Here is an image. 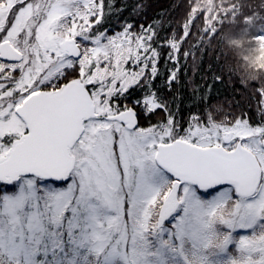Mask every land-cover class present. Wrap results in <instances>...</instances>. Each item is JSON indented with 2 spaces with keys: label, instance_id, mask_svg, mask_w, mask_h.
Masks as SVG:
<instances>
[{
  "label": "snow or ice",
  "instance_id": "obj_1",
  "mask_svg": "<svg viewBox=\"0 0 264 264\" xmlns=\"http://www.w3.org/2000/svg\"><path fill=\"white\" fill-rule=\"evenodd\" d=\"M5 35L6 30L0 31V41ZM75 55L81 57L79 52ZM0 59L19 57L0 55ZM164 59L165 66L177 67L169 70L161 86L156 84L159 52L125 62V69L142 65V74L120 72L97 54L87 66L82 59L61 61L35 78L23 73L10 91L7 85L0 86V217L16 218L0 227V245L22 247L25 234L20 220L28 221L33 233L50 228L49 234L55 236V229L67 225L73 233L83 226L114 235L112 214L115 221L124 219L126 229L139 203L155 204L160 176L170 178L176 199L183 195L194 205L200 196L219 201L240 195L234 179H184L187 173L179 157L187 149L210 145L212 138L199 128L202 110L189 111L184 119L183 97H165L160 91L165 87L172 93V85L179 83L178 50ZM102 68L105 74L98 76ZM228 139L225 136V143ZM215 147L222 149L225 144L217 141ZM171 195V190L164 194L165 206ZM164 219H171V213ZM6 223L0 219V225Z\"/></svg>",
  "mask_w": 264,
  "mask_h": 264
},
{
  "label": "rangeland",
  "instance_id": "obj_2",
  "mask_svg": "<svg viewBox=\"0 0 264 264\" xmlns=\"http://www.w3.org/2000/svg\"><path fill=\"white\" fill-rule=\"evenodd\" d=\"M91 1L0 0V31L6 30L8 33L3 41L24 51L21 69L28 70L29 58L34 59L30 62L36 67V75L50 64L61 61L77 63L82 59L87 66L88 61L98 54L99 59L107 60L124 72L120 69L121 60L131 64L135 62L134 58H140L141 50H144L141 35L120 32L111 36L92 32L89 17ZM71 38L76 40L81 53V57L74 60L60 48L64 40ZM78 38L84 42L78 41ZM254 40L256 43L250 52L256 58L250 59L261 66L264 64V29ZM130 56L133 58L131 61ZM107 72L111 73L112 68L108 67ZM104 74L103 68L97 72L98 76ZM199 128L204 136L212 138L210 145L201 147L214 146L217 141L221 144L233 141L235 144L239 142L256 156L260 175L251 196L236 195L232 205L227 208L224 205L233 195L219 201L200 196L198 205L181 195L179 199L175 198L176 207L168 214H164L159 204L152 208L149 204L139 203L136 215L128 222L126 229L124 219L115 221V214H112L114 235L111 236L94 227L84 229L83 226L73 233L67 225L64 229H55V236L49 234L53 231L50 228L33 233L29 222L20 220L25 234L22 247L3 244L0 245V252L24 264H105L106 261L110 264H118V261L120 264H264V227L260 226L264 208V124L250 126L246 121H238L227 125L210 120L202 121ZM225 136L229 137L227 143ZM156 184L157 188L166 186L168 191L175 192L170 187V178L157 177ZM153 210L156 211L157 223L149 232L147 224ZM170 213L171 219L165 220ZM0 219L7 222L0 227H6L16 220L13 216ZM167 222L170 226L166 225ZM221 227L227 229L224 237ZM31 228L35 229L36 225L32 224ZM61 232L63 237H60ZM30 235L33 237L31 241L28 239ZM232 244L237 254H230Z\"/></svg>",
  "mask_w": 264,
  "mask_h": 264
},
{
  "label": "trees",
  "instance_id": "obj_3",
  "mask_svg": "<svg viewBox=\"0 0 264 264\" xmlns=\"http://www.w3.org/2000/svg\"><path fill=\"white\" fill-rule=\"evenodd\" d=\"M89 3L92 32L141 35L144 48L141 60L160 53L158 86L168 79L169 70L177 67L172 63L165 66L164 57L178 50L179 83L172 85V93L165 87L160 91L165 97L176 94L183 97L184 119L189 111L202 110L203 122L264 124V96L261 95L264 64L260 66L250 59L256 58L250 50L264 29V0H92ZM129 24L134 26L129 29ZM78 41L84 42L82 38ZM161 43L170 47H158ZM141 68L142 65L125 69V61H120L121 71L141 73ZM201 97H206V101H201ZM188 104L193 107L189 109ZM245 114L248 119H244ZM232 195L233 199L224 205L227 208L236 196ZM261 212L260 226L264 227V208ZM156 219L153 210L147 224L149 232L153 231ZM166 225L170 226L168 222ZM226 230L221 227L223 237L227 235ZM230 249V254L236 253L234 244ZM0 264L24 263L0 252Z\"/></svg>",
  "mask_w": 264,
  "mask_h": 264
},
{
  "label": "water",
  "instance_id": "obj_4",
  "mask_svg": "<svg viewBox=\"0 0 264 264\" xmlns=\"http://www.w3.org/2000/svg\"><path fill=\"white\" fill-rule=\"evenodd\" d=\"M60 48L73 59L78 58L79 46L74 38L64 40ZM0 55L5 57H19L22 54L14 49L8 41L0 43ZM264 146V139H263ZM187 175L184 179H199L205 182H214L216 179H234L238 184L239 196H250L258 184L260 170L256 156L240 143L232 150L216 148L215 146L190 148L179 157ZM174 195L169 198L165 214L173 209L171 204Z\"/></svg>",
  "mask_w": 264,
  "mask_h": 264
},
{
  "label": "flooded vegetation",
  "instance_id": "obj_5",
  "mask_svg": "<svg viewBox=\"0 0 264 264\" xmlns=\"http://www.w3.org/2000/svg\"><path fill=\"white\" fill-rule=\"evenodd\" d=\"M11 46L14 49H16L17 51H19L22 54V57L18 61H16V60H8V59H0V86L7 85L9 91L12 89L14 82L19 80V79H21V76H22L23 73H29L30 72L32 78H35V77L40 75V74H38V75L35 74L36 73L35 72V68L36 67H35L34 63L30 62L32 60L34 61V59H32V58H29L28 60L26 58V60L28 61L27 65L29 66L27 71L21 69L20 72H14L13 71L14 68H21L20 64L25 59L24 58L25 53H24V51L21 48H17L15 45L11 44ZM215 122L220 123L218 121H215ZM237 144H239V142H236V144H235V143H233V141H231L229 144H225L224 148L226 150H232V149H234L237 146ZM262 144H263V141H262ZM193 186L195 188V185H193ZM158 188L160 189L161 187H158ZM158 192L160 193V195L157 197V200H156L155 204L149 205V206L153 208L155 206H158V204H159V206L163 207L164 214H165L166 206H165V202H164V194L166 192H168V188L166 186L162 187L161 190H158ZM172 194L174 195V198H173V201H172V205L175 208L176 207L175 192H172ZM241 197H243V196H241ZM246 197H248V196H246ZM169 198H170V196H169ZM168 202H169V200H168Z\"/></svg>",
  "mask_w": 264,
  "mask_h": 264
}]
</instances>
